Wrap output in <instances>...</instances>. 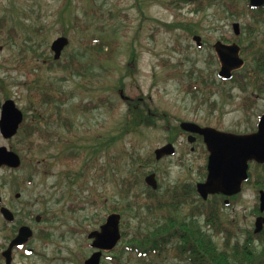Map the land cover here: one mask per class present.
Returning <instances> with one entry per match:
<instances>
[{"label":"rangeland","instance_id":"1","mask_svg":"<svg viewBox=\"0 0 264 264\" xmlns=\"http://www.w3.org/2000/svg\"><path fill=\"white\" fill-rule=\"evenodd\" d=\"M172 1L0 0V79L5 83V90H0V107L5 100H13L27 122L34 119L41 129L51 133L49 140L32 136V148H28L29 140L21 132L8 143L0 136V146L12 149L22 160V166L8 177V184L0 187V194L8 196L15 220L34 232L29 242L33 253L14 251L11 264H83L93 252L87 233L104 222L109 209L125 204L116 186L128 161L123 151L153 154L154 149L168 142L166 127L194 118L199 106L212 101L213 96L205 100L206 95L187 86L188 82H196L195 78L187 81L186 73L198 62L189 55V62L185 59L183 48L189 38L184 24L189 19L194 25L199 15L188 13L193 8L191 2L177 7ZM220 9L218 3L211 7L222 15ZM59 36L66 37L68 44L58 61L63 63L71 55L75 59V66L69 70L55 64L48 67L53 57L51 43ZM99 43L102 51L94 50ZM33 51L37 57H33ZM132 54L134 62L128 69ZM120 87L123 97L146 101L152 111L165 114V118L157 120L155 126L129 131L112 142L120 134L127 113ZM44 94L54 96L49 107L40 101ZM82 105L90 108L84 111ZM175 147L174 156L145 168L156 174L160 194L176 184L200 178L198 171L205 159L202 146L198 143V150L190 152L185 135H181ZM70 151L98 152V164L104 170L91 180V194H87L89 200L84 204L74 202L72 196L85 197L86 186L83 192H71L73 195L68 189L70 179L81 167V162L67 165L65 159ZM247 189L230 206L220 204L221 229L231 234L230 245L242 242L252 229L256 201L253 190ZM135 192L141 199L146 197L143 187ZM16 193H20L19 199ZM71 203L79 205L70 211ZM182 209L190 213L191 206L183 204ZM125 213L121 230L134 233L139 227L146 228L162 211L155 209V215L148 214L147 219L140 220L129 211ZM145 214L146 209L139 213ZM36 215L41 217L39 222L34 220ZM199 223L206 227L203 217ZM43 232L49 233L47 239L40 238ZM211 234L221 248L223 236ZM105 255L115 256L103 254L100 264H115ZM162 258L142 260L132 254L124 258L123 264H186L169 256Z\"/></svg>","mask_w":264,"mask_h":264},{"label":"flooded vegetation","instance_id":"2","mask_svg":"<svg viewBox=\"0 0 264 264\" xmlns=\"http://www.w3.org/2000/svg\"><path fill=\"white\" fill-rule=\"evenodd\" d=\"M214 3L221 4L222 15L211 10ZM192 4L193 8L190 7L188 13L199 16L197 21H193L197 22L194 25L189 19L184 24V32L189 39L183 51L188 62L187 55L190 58L193 56L194 59H191L198 63L186 73L187 81L194 78L196 81L190 84L188 82L187 86L206 95V98L213 96V99L208 105L202 104L197 108L196 119L191 118L185 122L240 137L257 134L264 121V0L257 5H253L251 0H204L203 4ZM181 135H185L190 152L195 153L199 143L202 153L208 154L201 135L189 131H182ZM189 138L191 144L188 143ZM2 140L8 143L12 138ZM0 147L13 151L7 146ZM247 167L248 180L242 183L240 193L234 197L247 193V187L253 190L251 193L256 203L252 212L251 231L256 236L264 233V227L255 233L257 226L263 223L259 221L256 225L257 220L264 218V211L260 210V196L264 192V162L249 160ZM14 171L16 170L6 165H0V176H5L0 177V187L8 184V177H12ZM198 173V181L183 182L184 193L190 198L186 205L191 206L193 216L203 214L199 206L203 199L198 194L197 185L203 183L206 176L203 178V173ZM215 196L223 204L228 201V206L234 199L222 194ZM194 203H197V208H194ZM10 208L8 196L0 194V262L3 264H7L4 252L8 249V244L15 238L19 228L25 225L18 220L8 223V213L5 216L2 209ZM256 240L253 237L252 243L256 244ZM29 242L14 251L25 253L30 248ZM13 259L12 255V261Z\"/></svg>","mask_w":264,"mask_h":264},{"label":"trees","instance_id":"3","mask_svg":"<svg viewBox=\"0 0 264 264\" xmlns=\"http://www.w3.org/2000/svg\"><path fill=\"white\" fill-rule=\"evenodd\" d=\"M181 1L183 0H174L171 3H180ZM175 5L177 6V4ZM167 26L174 27L175 25ZM10 32L13 36H16L14 31ZM93 49L102 51V44H97ZM37 56V53L33 51V57ZM133 60L134 59L131 58L128 62V69L132 67ZM53 64L57 65L62 70H69L75 66V59L71 55L70 58L63 63L52 60V63L49 64L48 67L50 69L53 68ZM23 65L28 66V63H23ZM0 90H5V83L2 79H0ZM53 99V95H47L46 97L44 94L40 101L41 103L45 102L46 106L49 107L52 105ZM127 103L128 114L132 115V118L126 120L124 126L126 131H122L120 134L113 137L111 139L112 142L122 138L130 128L137 129L140 126H154L157 120L164 119L165 117L159 113L151 112L152 114H149L145 112L148 110L147 105H144L143 108H133V104H131L130 101ZM40 106L42 107L43 105L40 104ZM80 108L85 111L90 107H88V105H82ZM34 117L37 120L39 119L37 115ZM64 124L67 125V122L64 121ZM20 129L26 138H31L36 134L44 140H49V136L51 135V133H47L45 130L41 129L39 124L36 123V121L34 122V120L23 122ZM174 129H176V127H174ZM168 141L173 142L174 138H169ZM69 145H72V143ZM31 146L30 148H32ZM90 148L91 147H89V150ZM85 152L70 151L66 156L65 160L69 167L81 162L80 171L69 181L68 189L70 193L77 190L83 192V186L88 187L92 182L90 179L96 180L98 171H104L102 166L98 164V159L96 157L98 152ZM123 153L127 156L128 161L125 164V173L116 179V186L118 187L122 199L125 200V204L123 207L115 205L113 208L109 209L110 212H120L123 214L124 211V214H126L125 212L129 211L133 213L134 217L138 220L143 218L147 219L148 214L155 215V209L161 210L162 214L155 216L152 223L148 224L144 229L139 227L134 233L123 231L122 245L119 249L114 250V257H107L108 260H112L115 264H123L125 257H131L132 254H135L142 260L148 257L159 258L161 256L163 257L162 259H165L169 256L186 264H264L263 234L258 236L261 243L260 249L252 246L251 232L244 236L242 242L237 241L235 244L230 245L231 234L221 229L219 200L216 196L203 201V203L199 205L203 212L202 217L205 222V229L201 228L199 220L197 219L200 214H195V216H193L192 212L186 213L182 209L183 204L186 205L190 199L187 198L182 187L166 189L162 194L147 188V190H145L146 197L141 199V195L136 193L135 189L145 186L143 182V176L147 174L145 168L150 163L154 162L153 155H134L126 151H123ZM92 154H95V157ZM81 173L83 174L82 176ZM71 195H73V193H71ZM72 197L74 198V202L79 201L83 204L84 202H88L87 195L83 198H78L77 195H73ZM194 204V208H197V203ZM77 206L78 204L73 203L68 209L73 211V208ZM144 209H146V214L144 216L139 215ZM210 231L211 233L214 232L217 236H223V245L221 248H218L214 236ZM48 237L49 233H44L43 238L47 239Z\"/></svg>","mask_w":264,"mask_h":264},{"label":"water","instance_id":"4","mask_svg":"<svg viewBox=\"0 0 264 264\" xmlns=\"http://www.w3.org/2000/svg\"><path fill=\"white\" fill-rule=\"evenodd\" d=\"M263 0H251L253 5L262 4ZM68 44L66 37H58L51 44V50L54 52V59H59L63 48ZM22 113L16 108L12 100H7L2 105L0 118V133L4 138L14 136L22 122ZM181 128L186 131L200 133L204 136V141L210 152L208 157L207 170L208 175L204 183L198 184L199 194L205 199L209 194L222 193L226 196H232L240 191V186L247 178V162L256 160L264 162V121L260 124L257 134L248 137H240L217 132L211 129H201L191 123H181ZM175 152L172 144H166L154 151L155 159L160 160L164 156H171ZM7 165L11 168H18L20 159L18 155L0 148V165ZM147 185L156 189L157 183L155 175L151 174L145 178ZM19 195L17 194V197ZM260 210H264V193L260 196ZM5 216L8 213V221L13 220V215L7 210H3ZM39 220V217H37ZM256 228V232L264 225V218ZM120 215L110 214L105 223L97 231L89 233L88 238L92 239V248L98 249L84 264H99L102 251L112 250L121 238L119 231ZM32 236L30 228L24 226L19 230L18 235L10 243L8 249L4 252L7 264L11 259V251L15 246L24 244ZM30 252V251H29Z\"/></svg>","mask_w":264,"mask_h":264}]
</instances>
